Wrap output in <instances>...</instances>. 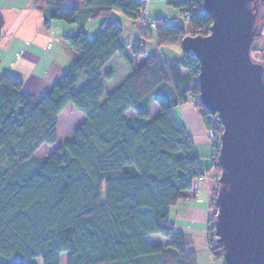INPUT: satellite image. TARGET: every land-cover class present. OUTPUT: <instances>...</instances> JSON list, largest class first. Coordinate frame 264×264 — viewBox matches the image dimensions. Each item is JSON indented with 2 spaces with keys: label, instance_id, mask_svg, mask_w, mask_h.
I'll list each match as a JSON object with an SVG mask.
<instances>
[{
  "label": "trees",
  "instance_id": "trees-1",
  "mask_svg": "<svg viewBox=\"0 0 264 264\" xmlns=\"http://www.w3.org/2000/svg\"><path fill=\"white\" fill-rule=\"evenodd\" d=\"M204 2L169 0L187 21L150 18L151 29L140 22L141 34L127 42L124 26L110 15L118 9L141 20L147 6L141 0H85L83 7L36 0L46 18L79 24L65 38L77 57L43 96L25 92L10 74L0 78V264H38V258L42 264H199L192 239L176 228L170 211L197 191V178L210 170L217 183L210 199V246L226 264L215 235L223 125L200 102L206 127L220 133L206 169L176 111L189 94L200 92L199 59L181 41L210 32L213 18ZM259 9L262 31L264 0ZM100 18V30L91 36L83 27ZM151 35L159 47L148 51ZM256 39L252 58L263 64ZM176 45L182 47L177 60L163 50ZM117 56L129 73L107 89L117 75L107 67ZM71 104L85 119L39 159L43 145L58 143L60 114ZM154 235L163 240L155 242Z\"/></svg>",
  "mask_w": 264,
  "mask_h": 264
},
{
  "label": "water",
  "instance_id": "water-1",
  "mask_svg": "<svg viewBox=\"0 0 264 264\" xmlns=\"http://www.w3.org/2000/svg\"><path fill=\"white\" fill-rule=\"evenodd\" d=\"M207 35H188L199 59L200 98L223 125L215 235L226 264H264V63L251 47L261 0H204Z\"/></svg>",
  "mask_w": 264,
  "mask_h": 264
},
{
  "label": "crops",
  "instance_id": "crops-1",
  "mask_svg": "<svg viewBox=\"0 0 264 264\" xmlns=\"http://www.w3.org/2000/svg\"><path fill=\"white\" fill-rule=\"evenodd\" d=\"M84 1L66 0L65 5L83 7ZM165 1L168 3L169 0H149L147 14L151 19L175 18L171 17V13L164 16L160 13L159 7H162ZM123 15H125L123 11L113 9L110 16L124 20L126 25L119 23L125 28L123 33L125 41L130 42L139 37L140 23L133 20L130 22L128 20L130 18L126 15L127 19ZM102 20L97 23L95 19H89L83 28L91 36H96ZM93 24H97L96 28L92 26ZM78 30L77 23L69 24L60 19L46 18L44 11L36 6V0H0V78L10 74L23 82L25 92L35 96L45 95L52 82L74 63L77 52L65 38ZM163 50L171 59L177 60L182 57L180 49L165 47ZM184 72L187 73V70ZM128 73L129 70L119 79L120 81L117 79L116 83L122 82ZM155 105L156 103H153L151 108L153 114L158 112L154 110ZM176 111L195 142L202 165L206 169L210 168L213 165L214 148L207 139L204 119L198 114L197 109L191 106L184 109L178 107ZM130 113L134 115V112L128 111V114ZM208 176L210 179L201 183L197 191L190 194L189 199L180 200L171 206L170 217L176 228L192 239L191 249L194 250L199 264H223L221 260L215 258L210 246L209 225L213 217L210 199L217 183L212 170ZM152 239L155 242L163 240L159 235L152 236Z\"/></svg>",
  "mask_w": 264,
  "mask_h": 264
},
{
  "label": "rangeland",
  "instance_id": "rangeland-1",
  "mask_svg": "<svg viewBox=\"0 0 264 264\" xmlns=\"http://www.w3.org/2000/svg\"><path fill=\"white\" fill-rule=\"evenodd\" d=\"M164 3L165 4L162 7H159L160 8V13L163 14V16L167 15L166 13H171V15H172L171 17H175L179 22L185 23L187 21V16L181 14L179 8H177L175 6L173 7L172 5H169L166 1ZM148 9H149V4H148ZM123 16L128 19V17H126V15H123ZM149 19H150V16H149ZM100 20H102V19L100 18V19H97L95 21L97 23H99ZM118 20H119V22H121L124 25H126L124 20L119 19V18H118ZM128 20L131 22V19H128ZM137 22L140 23L141 20H137ZM92 26L94 28H96L97 24H93ZM263 27H264V23H263ZM91 33L93 34V32H91ZM94 34H96V33H94ZM140 34H141V32H140ZM263 34H264V32L260 36H258L257 39H256V46L260 50L264 49V35ZM146 44H147V47H148V51L154 50L155 47L157 46L156 41L153 38V36H152V38L150 40H147ZM157 47H159V46H157ZM170 48H173V49L177 48V49H180L181 52H182V47L180 45L171 46ZM165 55H167V54H165ZM255 55H257V54H255ZM258 56H260V54H258ZM114 59L115 60H113L111 65H109L107 68L115 69V73L117 75H116V78L113 79V82H110V83L108 82V84L106 85L107 89H108V87H112L113 84H118V83H115L117 81V79L119 80L122 77H124V75L127 72V70H129L128 66H127V64L125 63L124 60H122L118 56L115 57ZM82 80H83V78H81L80 81H79L80 85H81V81ZM200 102H202L200 100V98H198V97L191 98L190 97L189 102L180 104L179 107L181 109H184L186 107L191 106L192 108L197 109L198 114L199 115L201 114V116H202L201 110L198 109V105L200 104ZM155 106L156 107H155L154 110H158L159 106H158L157 103H156ZM61 115H62L61 116V121H59V125H58L59 126V132H58L59 141L55 145H51V146L43 145L41 147V149L36 153V156L39 159L46 158L49 154L52 153V151L55 148H57V146L59 144H61L64 140L71 138L73 132L78 128V126L85 119L83 114H80L79 112H77V110H75L73 104L69 105L67 107V109ZM128 115L132 116L133 113H130ZM204 123H205V121H204ZM206 130H207V139H208V141H210V144H211L212 148H215V144L214 143L217 142V141H220V140H217L218 136H220V133L217 130L213 129L215 131V134L213 136L212 135V129H208L207 128ZM209 179H210V177L208 176L206 181H208ZM38 264H42V259L41 258H38Z\"/></svg>",
  "mask_w": 264,
  "mask_h": 264
},
{
  "label": "built area",
  "instance_id": "built-area-1",
  "mask_svg": "<svg viewBox=\"0 0 264 264\" xmlns=\"http://www.w3.org/2000/svg\"><path fill=\"white\" fill-rule=\"evenodd\" d=\"M141 2H144L145 4H147L146 8H144V9L142 10L141 23H142V25H144L145 28H147V29H151L152 25H151V22H150V19H149V14H147V8H148V2H149V0H141ZM188 17H189V16H187V18H188ZM190 97H191V98H194V97H198V98H200V92H199V94H198L197 96H195V95H193V94H189V95L187 96V99H188L187 102H189ZM200 100H201V98H200ZM187 102H186V103H187ZM214 134H215V131L212 129V135L214 136ZM207 178H208V175H203V176L198 177L197 180H196V184H197V186L199 187V186L201 185V183H203L204 181L207 180ZM188 199H189V198H188Z\"/></svg>",
  "mask_w": 264,
  "mask_h": 264
}]
</instances>
